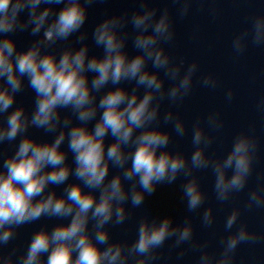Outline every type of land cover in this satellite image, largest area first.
Returning <instances> with one entry per match:
<instances>
[{"label":"clouds","instance_id":"9594fccd","mask_svg":"<svg viewBox=\"0 0 264 264\" xmlns=\"http://www.w3.org/2000/svg\"><path fill=\"white\" fill-rule=\"evenodd\" d=\"M96 2L0 0V145L14 147L10 154L0 152V264H155L169 241L170 252L180 249L178 260L195 252L197 264H233L240 245L264 241V232L240 222V207L225 219L227 235L220 238L218 253L209 250V241L195 239L191 215L178 223L171 215H144L134 240L112 239L111 227L124 225L131 209L181 176V199L189 213L198 212L207 199L196 175L201 170H211L216 200H231L253 173L258 140L241 130L226 154L210 153L217 139L212 133L223 128L213 111L203 123L201 118L192 123L191 155L173 151V132L184 137L188 131L173 106L192 93L200 69L198 61L188 63L170 50L176 36L172 8L135 0V8L106 15L91 31L92 44L102 49L96 54L84 27ZM194 2L203 6L206 0H170L181 19ZM210 11L215 19L218 10ZM18 32L35 39L19 48ZM249 45L264 48V13L248 17L231 40L237 57ZM196 83L212 90L219 86L213 73ZM26 87L34 93L31 111L16 104ZM233 96L228 89L226 100ZM257 108L264 112V98ZM31 128L53 138L38 139L29 134ZM245 208L264 209V183L248 192ZM42 217L68 222L39 228L18 257L15 248L2 250L18 228ZM200 221L212 227L211 206Z\"/></svg>","mask_w":264,"mask_h":264}]
</instances>
